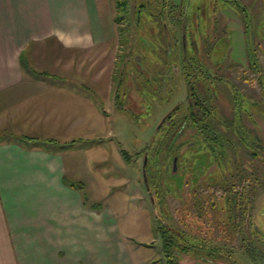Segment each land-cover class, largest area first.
Returning a JSON list of instances; mask_svg holds the SVG:
<instances>
[{
  "label": "crops",
  "instance_id": "crops-1",
  "mask_svg": "<svg viewBox=\"0 0 264 264\" xmlns=\"http://www.w3.org/2000/svg\"><path fill=\"white\" fill-rule=\"evenodd\" d=\"M112 4L0 0V264H166L147 198L134 213L105 200L123 179L93 168L104 147L81 144L111 129Z\"/></svg>",
  "mask_w": 264,
  "mask_h": 264
},
{
  "label": "rangeland",
  "instance_id": "rangeland-1",
  "mask_svg": "<svg viewBox=\"0 0 264 264\" xmlns=\"http://www.w3.org/2000/svg\"><path fill=\"white\" fill-rule=\"evenodd\" d=\"M111 1L116 26L112 83L113 96L117 93L118 97L108 114L110 133L86 134L81 142L100 145L107 152V161L94 169L107 178L123 179L121 184L110 182L105 200L132 205L134 213L141 192L153 223L160 214L162 220L185 232L232 245L236 251L214 264H253L240 248L252 226L260 228L258 236L264 234V0H122V6L117 5L119 0ZM100 24L103 29L105 20ZM164 25L168 43L175 35L184 39V54L199 71L197 79L205 84L215 106L217 129L226 131L234 145L213 140L194 143L192 137H184L187 141L179 168L176 163L174 174L168 168L167 175L160 178L162 190H173L165 193V206L161 207L150 178L147 197L148 186L141 177L143 162H147L157 127L186 95L185 78L177 73L182 70L181 52L178 47L175 53L172 45L170 53ZM253 61L258 74L250 67ZM215 68H220L216 71L223 80L208 76L206 81L205 76ZM230 86L238 92L234 94ZM182 109L180 106L178 112ZM119 147L134 155L137 165L123 164L117 156ZM218 165L224 170L220 172ZM221 176L228 182V190ZM139 177L142 185L136 186ZM232 193L236 202L229 201ZM132 237L139 236L133 233ZM155 238L151 251L161 256L157 232ZM249 239L256 240L252 235ZM181 258L180 264H213L192 255Z\"/></svg>",
  "mask_w": 264,
  "mask_h": 264
},
{
  "label": "trees",
  "instance_id": "trees-1",
  "mask_svg": "<svg viewBox=\"0 0 264 264\" xmlns=\"http://www.w3.org/2000/svg\"><path fill=\"white\" fill-rule=\"evenodd\" d=\"M118 4L122 6V0H119L117 5ZM164 26V31L166 33V46H178L181 52L182 70L186 73L185 78L188 82V95L185 99L184 106H182L183 104L177 105L164 117L161 124L159 123L160 125L156 130V137L152 141L154 143L147 151V162L143 164L142 168L143 176L148 186V191L151 189L148 185L150 178L154 193L157 195L159 206L161 207L165 206V193L172 189L170 188L167 191L162 190L160 178L163 175H167L168 168L169 173L171 171L172 174H174V170H172V162L174 159H176L177 167L179 168L180 157L183 153H181V149L184 146L185 141H187L184 137H192L191 139L194 143L200 141L209 142L210 140H213L214 142L221 141V143H226V145L229 143L234 145V140H232L233 138L231 137L230 139V137L227 136L226 131H218L217 129L219 119L217 122L215 121V106H213L209 100L205 84L203 83L204 87L199 86L198 84L197 86L195 84V82L198 83L197 77L199 71L193 68L190 58L185 56V49L183 48L181 42L182 39H179V42L176 44L175 42L177 39L174 37L176 40L173 39V42L168 43L167 34L169 36V33L167 26ZM171 52L172 50H170V53ZM117 97L118 94L116 93V98ZM180 106L183 109L180 110L181 112L179 113L178 109ZM121 151L124 158H132V155L123 150ZM218 167L220 168V172L224 170L221 165H218ZM182 168L184 171L185 166ZM223 178L224 177L222 176L220 177L221 181L227 186L228 190L229 184L226 179ZM198 179L199 177H197L196 180L198 181ZM234 194L232 193L233 196L229 197V201L233 199V201L236 202V196ZM151 198L156 206L154 196H151ZM230 207L232 210H235L234 207ZM159 215H157L154 228L161 239V246L166 264H180V260L182 259L181 257L186 255H192L204 263L212 262L214 264V261L219 259L224 261V258L231 256L236 251L232 245L221 242L219 239L193 235L185 232L183 229L174 227L172 224L167 223L166 220H162L161 215ZM235 222L236 218L231 223L232 225L230 228H233V223ZM260 231L261 230L257 225L252 226L249 236H255L256 240H250L249 236H243L242 238L243 244L240 249L245 256H248L251 259L253 264H264V234H261V237L258 236L257 234H260ZM221 256L225 257L222 259ZM232 262H234V260Z\"/></svg>",
  "mask_w": 264,
  "mask_h": 264
},
{
  "label": "flooded vegetation",
  "instance_id": "flooded-vegetation-1",
  "mask_svg": "<svg viewBox=\"0 0 264 264\" xmlns=\"http://www.w3.org/2000/svg\"><path fill=\"white\" fill-rule=\"evenodd\" d=\"M180 27V30H181V35H182V24L179 26ZM179 27H176L177 29L179 28ZM181 35H180V39H182L181 40V42H182V45H183V43H184V39L181 37ZM175 37H176V35H175ZM176 39H177V37H176ZM175 39V40H176ZM169 37H167V42H169ZM174 40V41H175ZM179 42V40L177 39L176 40V44ZM171 47V50H172V46H170ZM174 48H175V53L177 52V50H178V46H175L174 45ZM183 48H184V45H183ZM175 53H174V55H175ZM178 57V56H177ZM181 62V61H180ZM181 67H182V63H181ZM222 67V66H221ZM250 67L252 68V71L254 72V73H256L257 72V74H258V67H256V62L255 61H253V62H250ZM220 68H215V71H212V72H210V73H208L207 74V76H205V80L207 81V78H208V76H210L211 78H213V79H215V80H219V79H221V80H223L222 78H223V76H221V75H218L219 73L216 71V70H219ZM177 73H180V75H182L184 78H185V76H186V73H184L183 72V70H181V71H177ZM185 81H186V78H185ZM202 81H199L198 80V83H196L195 82V84L197 85H203V83H201ZM224 82V81H223ZM225 83H227V84H229V85H231V83H229V82H227V81H225ZM197 85V86H198ZM231 87V86H230ZM232 88V87H231ZM207 89V88H206ZM234 89V86H233V88H232V90ZM185 90H186V95H185V97H184V101L181 103V104H184V102H185V99H186V97H187V91H188V82L186 81V83H185ZM238 91H236V90H233V93L234 94H236ZM207 94H208V92H207ZM180 104V105H181ZM179 105V104H178ZM211 180V179H210ZM197 183H199V179H198V181H197ZM201 261V260H200Z\"/></svg>",
  "mask_w": 264,
  "mask_h": 264
},
{
  "label": "water",
  "instance_id": "water-1",
  "mask_svg": "<svg viewBox=\"0 0 264 264\" xmlns=\"http://www.w3.org/2000/svg\"><path fill=\"white\" fill-rule=\"evenodd\" d=\"M167 37H169L168 34H167ZM143 164H145V160H144ZM175 168H176V159H174L173 162H172V170H174ZM144 181H145V183H146V180H145V179H144ZM146 186H147V185H146ZM147 188H148V187H147Z\"/></svg>",
  "mask_w": 264,
  "mask_h": 264
}]
</instances>
